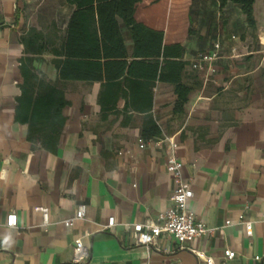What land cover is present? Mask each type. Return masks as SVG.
<instances>
[{
  "label": "crops",
  "instance_id": "1",
  "mask_svg": "<svg viewBox=\"0 0 264 264\" xmlns=\"http://www.w3.org/2000/svg\"><path fill=\"white\" fill-rule=\"evenodd\" d=\"M30 1L0 0V264H75L77 239L91 252L83 264H205L196 253L216 264H264V0L254 3L255 29L239 6L220 8L216 0H167L155 23L140 16L164 31V46L183 47L182 81L192 89L184 112L174 111V86L157 83L150 113L162 136L142 147L148 110L123 109L124 99L117 109H101L100 83L61 82L70 105L55 154L33 147L28 124L16 118L21 59L32 57L34 69L57 82L61 58L52 49L60 47L74 7L63 0L64 11L44 26L45 16L27 15ZM31 30L44 37L41 54L25 49ZM124 36L131 51L126 30ZM216 43L220 58L207 72L194 69ZM169 140L194 193L189 208L217 230L182 245L163 236L154 246H135L124 225L157 221L172 204ZM82 203L86 219L65 227ZM40 207L49 211L47 226ZM11 213L14 229L5 227ZM241 215L253 223L250 236ZM110 217L116 225L103 230ZM227 249L234 259L224 257Z\"/></svg>",
  "mask_w": 264,
  "mask_h": 264
},
{
  "label": "trees",
  "instance_id": "2",
  "mask_svg": "<svg viewBox=\"0 0 264 264\" xmlns=\"http://www.w3.org/2000/svg\"><path fill=\"white\" fill-rule=\"evenodd\" d=\"M166 1L66 0L74 10L60 47L52 49L61 58L56 61L58 81L50 82L35 70L32 57L21 59L24 82L17 99L16 118L28 124L27 139L33 147L57 153L66 122L62 112L70 105L60 83L75 81L101 84V109H117L119 100L124 99L123 109L148 110L141 139L148 142L161 138L162 130L150 113L156 84L174 86V111L179 114L184 112L192 92L182 81L186 65L182 61L183 47L164 46V31L139 21L143 16L155 23L156 11ZM216 1L220 8L228 3L239 6L249 27L255 29V0ZM125 30L133 44L131 51L126 45ZM42 41L43 35L35 30L23 38L27 53L32 54L44 52Z\"/></svg>",
  "mask_w": 264,
  "mask_h": 264
},
{
  "label": "built area",
  "instance_id": "3",
  "mask_svg": "<svg viewBox=\"0 0 264 264\" xmlns=\"http://www.w3.org/2000/svg\"><path fill=\"white\" fill-rule=\"evenodd\" d=\"M221 44L216 43L209 53H201L197 56L192 67L201 72H207V65L212 64L220 58ZM141 146L144 147L146 142L141 139ZM176 145L172 140L168 141V159L166 170L173 176L175 181V189L171 198V206L162 214L157 221H148L146 223H132L124 226L131 230V239L135 246H154L160 237L166 236L176 240L180 245L188 240L201 238L205 235L214 233L217 229L209 228L207 225L199 221L196 214L189 208V202L192 200L194 193L191 189V183L187 180L183 173V164L176 154ZM248 209V207H246ZM43 217V225L49 224V211L40 207L37 209ZM87 205L80 204L73 218L64 221L65 227L73 226L75 221H83L86 219ZM17 215L11 213L8 215L5 227L17 228ZM239 222L245 226L247 235H252L253 223L245 220L244 215L239 216ZM116 225L115 217H110L107 225L103 230H109ZM231 221L226 222V226H231ZM197 257L205 262V264H216L215 259L207 257L203 253H196ZM91 256L90 249L84 245L82 239L75 240L73 263L83 264L89 260ZM236 253L232 250H225L224 257L226 259H234ZM260 257H256L259 260Z\"/></svg>",
  "mask_w": 264,
  "mask_h": 264
},
{
  "label": "rangeland",
  "instance_id": "4",
  "mask_svg": "<svg viewBox=\"0 0 264 264\" xmlns=\"http://www.w3.org/2000/svg\"><path fill=\"white\" fill-rule=\"evenodd\" d=\"M28 7L27 15L29 17H32L33 19L37 16L46 17L47 20L45 21L44 26H48L50 24V21L56 12L64 11L65 8L63 0H31Z\"/></svg>",
  "mask_w": 264,
  "mask_h": 264
}]
</instances>
